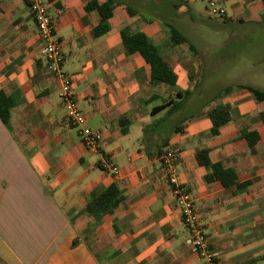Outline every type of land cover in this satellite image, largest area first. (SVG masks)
<instances>
[{"label":"crops","instance_id":"obj_1","mask_svg":"<svg viewBox=\"0 0 264 264\" xmlns=\"http://www.w3.org/2000/svg\"><path fill=\"white\" fill-rule=\"evenodd\" d=\"M44 1L84 124L100 130L101 140L98 151H89L67 123L60 81L41 53L27 1L0 0V94L12 102L7 122L0 119V264H202L185 243L187 231L159 159L166 149L178 153V177L194 198L219 264H264V100L246 88L222 87L204 97V80L189 72L195 64L185 68L188 44L167 24L188 10L201 16L197 0H115L99 36L93 29L105 0ZM175 2L182 5L174 9ZM214 2L224 10L217 14L222 22L264 33V0ZM126 4L137 12L130 15ZM135 31L174 70V87L153 83L150 65L127 52L124 38ZM252 69L261 72L233 85L264 90V56ZM177 90L189 91L178 108L154 111ZM193 92L197 100L188 103ZM222 103L229 119L211 133L208 113ZM203 149L207 164L196 158ZM104 159L117 173L101 168ZM214 164L231 169L235 179L228 185L205 180ZM111 184L118 203L87 211Z\"/></svg>","mask_w":264,"mask_h":264},{"label":"built area","instance_id":"obj_2","mask_svg":"<svg viewBox=\"0 0 264 264\" xmlns=\"http://www.w3.org/2000/svg\"><path fill=\"white\" fill-rule=\"evenodd\" d=\"M26 1L35 22L41 43V53L49 62L53 74L60 81L59 98L66 110V121L70 126L76 128L78 137L87 150L98 151L101 131L84 124L85 116L78 107L71 76L62 68L64 57L61 41L55 33L52 15L48 11L44 0ZM207 1L211 13L224 14V10L218 8L214 0ZM159 159L187 231L186 245L197 254L202 264H219L220 254L207 241L206 232L199 219L194 198L187 186L178 177L177 151L166 149L160 154ZM101 168L114 174L117 173V167L107 159L101 162Z\"/></svg>","mask_w":264,"mask_h":264},{"label":"rangeland","instance_id":"obj_3","mask_svg":"<svg viewBox=\"0 0 264 264\" xmlns=\"http://www.w3.org/2000/svg\"><path fill=\"white\" fill-rule=\"evenodd\" d=\"M197 3L196 7L201 16L190 20L181 15L183 19L178 17L172 23L197 49L195 53L188 48L190 57L185 63V68L191 70L195 64V71H189L192 73L191 76L204 80L202 93L205 98H213L222 87L233 85L236 81L248 82L255 77V73L261 72L253 69L248 71V66L259 64L264 56V52L260 49L264 33L257 31L254 26L244 27L224 23L217 14H212L204 7L203 0H197ZM134 6L140 8L141 5ZM177 25H183V27ZM247 28L249 31L244 32ZM198 85H195L193 89H197ZM196 100L197 97L193 92L187 102L192 103ZM196 110L195 105L191 106L187 112L192 113Z\"/></svg>","mask_w":264,"mask_h":264},{"label":"trees","instance_id":"obj_4","mask_svg":"<svg viewBox=\"0 0 264 264\" xmlns=\"http://www.w3.org/2000/svg\"><path fill=\"white\" fill-rule=\"evenodd\" d=\"M116 5L115 0H105L104 3L100 5L101 14V21L100 23L94 27L93 32L94 35L99 36L104 33L105 27L103 25V21L111 15L113 7ZM182 5V2L179 3H172L171 6L174 9H177ZM168 6V5H167ZM88 9L91 8V5L86 6ZM127 11L130 15L135 14L137 11L131 7L130 5L126 4ZM160 5H158V8ZM181 18L180 16H174L171 19L167 20V24L173 33L182 41L186 42L193 52H197L195 46L189 41L187 36H185L176 26L173 25L174 19ZM186 19L189 18L190 20L195 19L192 13L188 10V13L183 15ZM183 19V18H181ZM178 26V25H177ZM183 27V25L178 26ZM124 45L129 53L137 52L139 53L144 60L150 65V79L153 83L157 82H164L170 87H174L176 85L177 75L174 70L170 67L169 63L162 57V55L157 51V49L152 46L146 36L140 32L135 31L131 35H128L124 38ZM233 88H246L253 97L260 101L264 100V90L258 89L251 85H244V84H235V85H227L222 88L223 91H229ZM189 94L188 90L181 91L177 90L175 92V98L170 99L167 103L159 105L154 108V111H159L160 109L164 108L167 105H171V110H175L178 108L185 97ZM11 100L6 99L4 96L0 94V119L3 122H7L9 118V108L11 106ZM261 119L264 123V111L261 112ZM209 118L212 121V127L210 129L211 133H215L218 130V127L226 122L229 119V112H228V105L227 104H220L215 109L211 110L208 113ZM147 129V128H146ZM144 128V134L146 130ZM206 149L197 151L196 158L200 164H207V156H206ZM218 179L221 181L223 185L230 184L235 179V174L231 169H224L218 164H214L212 166L211 173L205 176V180H213ZM120 199V195L115 187L114 184L109 185L105 190H103L99 195H97L94 199H92L86 207V210L91 211H108L112 207H114ZM254 260L247 261L246 264H252Z\"/></svg>","mask_w":264,"mask_h":264}]
</instances>
